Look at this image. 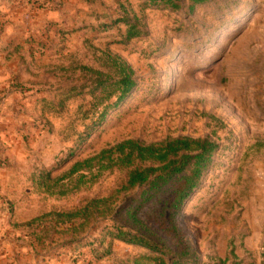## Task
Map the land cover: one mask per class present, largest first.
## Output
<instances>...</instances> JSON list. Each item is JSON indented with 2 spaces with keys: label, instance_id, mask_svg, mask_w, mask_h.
Listing matches in <instances>:
<instances>
[{
  "label": "rangeland",
  "instance_id": "rangeland-1",
  "mask_svg": "<svg viewBox=\"0 0 264 264\" xmlns=\"http://www.w3.org/2000/svg\"><path fill=\"white\" fill-rule=\"evenodd\" d=\"M127 21L140 31L129 40ZM108 55L132 69L135 85L99 121L117 93L99 99L97 76L84 68L112 76ZM181 137L217 145L178 217L196 264H239L244 239L264 223V0L191 9L188 0L176 9L159 0H0V264H134L148 250L110 238L112 218L79 232L45 217L112 195L126 171L47 187L123 140ZM158 207L139 210L151 229Z\"/></svg>",
  "mask_w": 264,
  "mask_h": 264
},
{
  "label": "trees",
  "instance_id": "trees-1",
  "mask_svg": "<svg viewBox=\"0 0 264 264\" xmlns=\"http://www.w3.org/2000/svg\"><path fill=\"white\" fill-rule=\"evenodd\" d=\"M159 1L176 9L183 0ZM206 1L188 0L190 9ZM150 2L156 3L157 0ZM126 25L127 40L140 34L132 23L127 21ZM107 59L115 70L112 76L84 68L97 76L94 84L100 88L99 99L108 100L117 93L115 102L100 113L99 121L104 118L106 109L116 107L135 85L133 71L124 61L111 55ZM111 87L113 92L105 94L106 89ZM216 148L217 145L208 138L181 137L149 144L133 139L118 142L94 156L75 162L61 178L54 179L53 185L48 186L46 191L51 193L58 181L77 175L79 188L93 182L103 172L113 170L126 171L125 182L120 189L108 197L91 199L74 211L49 213L45 217L54 218L56 224H72L74 228L78 227L79 232L99 219L112 218V229L106 232L110 238L148 250L147 254L134 259V264H196L198 255L181 230L178 217L182 205L210 164ZM40 178V182H46V176ZM137 188L141 190L137 198L125 206L115 205L120 194ZM64 194L60 192V195ZM149 202H160V207L151 212L153 229L139 217L140 208ZM39 220L41 218L32 222Z\"/></svg>",
  "mask_w": 264,
  "mask_h": 264
},
{
  "label": "crops",
  "instance_id": "crops-1",
  "mask_svg": "<svg viewBox=\"0 0 264 264\" xmlns=\"http://www.w3.org/2000/svg\"><path fill=\"white\" fill-rule=\"evenodd\" d=\"M244 251L239 252V264H264V223L246 237Z\"/></svg>",
  "mask_w": 264,
  "mask_h": 264
}]
</instances>
